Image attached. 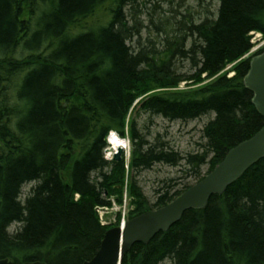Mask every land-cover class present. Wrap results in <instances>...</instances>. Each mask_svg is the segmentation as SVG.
<instances>
[{"label": "trees", "instance_id": "trees-1", "mask_svg": "<svg viewBox=\"0 0 264 264\" xmlns=\"http://www.w3.org/2000/svg\"><path fill=\"white\" fill-rule=\"evenodd\" d=\"M193 3L0 0V258L82 263L106 228L95 207L122 203L125 180L130 218L171 201L264 125L242 82L264 0ZM228 63L232 75L221 72ZM139 111L151 124L206 116L197 148L139 126ZM110 129L127 131V174L123 159L103 156ZM156 164L180 174L151 202L135 176ZM165 261L264 264V157L204 208L132 244L121 264Z\"/></svg>", "mask_w": 264, "mask_h": 264}, {"label": "water", "instance_id": "water-1", "mask_svg": "<svg viewBox=\"0 0 264 264\" xmlns=\"http://www.w3.org/2000/svg\"><path fill=\"white\" fill-rule=\"evenodd\" d=\"M245 88L252 92L251 103L264 117V49L253 55L243 75ZM122 149L117 148L114 160L121 159ZM264 157V125L250 137L230 147L220 161L201 179L191 184L163 206L146 210L129 218L122 229H106L99 248L80 264H120L123 254L136 242L147 243L157 232L166 231L176 223L183 212L191 208H204L213 194H221L244 171ZM0 264H13L7 257ZM20 264H49L41 260H27Z\"/></svg>", "mask_w": 264, "mask_h": 264}, {"label": "rangeland", "instance_id": "rangeland-1", "mask_svg": "<svg viewBox=\"0 0 264 264\" xmlns=\"http://www.w3.org/2000/svg\"><path fill=\"white\" fill-rule=\"evenodd\" d=\"M184 2L186 5L190 3L194 5L193 0H184ZM148 5H150V3H148ZM162 6L164 5L162 4ZM178 10L180 12H183L184 7H178ZM250 36L253 46L255 48H258L261 45H263L264 43L263 36L254 33L250 34ZM231 66L232 63H228L221 70V72H227L231 74L232 71L229 72ZM205 77L206 76L203 77L204 79H202L201 81L195 84L192 83L191 86L206 84L212 78V76L207 78ZM185 86L182 83H179L176 88L184 89ZM156 91H161V90L157 89ZM143 97H145V95ZM143 97L141 96L139 97V99ZM130 116L132 115H129L127 119H129ZM149 118L150 116L147 113H144L143 111H139L138 113H136V119L139 126L145 124L147 127H150L152 132H160L161 134L164 133V138L169 140L171 145H173L176 149L181 151L197 148L196 142L201 139V128L204 122L207 120L206 116H202L200 118L190 120L188 122H184L180 120L169 121L167 119L162 118L161 116H153L152 117L153 123L151 124L149 123L150 122ZM128 158H129V154L126 152L125 154L126 163L128 162ZM205 169L206 167L203 168V172H205ZM179 174H180L179 168L177 167L167 166L165 164H156L151 169L140 172L139 175L135 176V178L138 184L141 185L145 195L148 197V199L151 202H153L155 200V196L153 195V189L157 186H162L163 185L162 180L166 179L167 177L177 176ZM125 196L127 197V195ZM127 199L128 198H126L125 205H123L122 203L118 204L116 202H113L112 208L110 209L109 212L98 211L97 213L100 220H102V218L104 219V221L106 220L107 222H110L113 219L116 220L120 216L123 209L125 213H127L128 211ZM164 264H168V262L165 261Z\"/></svg>", "mask_w": 264, "mask_h": 264}, {"label": "bare ground", "instance_id": "bare-ground-1", "mask_svg": "<svg viewBox=\"0 0 264 264\" xmlns=\"http://www.w3.org/2000/svg\"><path fill=\"white\" fill-rule=\"evenodd\" d=\"M174 5L176 6V5H177V2H175ZM202 75H205V73L202 74ZM180 83H182L183 85H185V84H186V80H182V81H180ZM160 90H161V89H160ZM162 90H163V89H162ZM127 124H128V119H126L125 129L127 128ZM111 130H112V129H110V130L108 131V133H109ZM110 143H111V145H113L114 147H122V148L126 147V143L124 142V140H122V139H120L119 137H116V136H112V137H110Z\"/></svg>", "mask_w": 264, "mask_h": 264}, {"label": "built area", "instance_id": "built-area-1", "mask_svg": "<svg viewBox=\"0 0 264 264\" xmlns=\"http://www.w3.org/2000/svg\"><path fill=\"white\" fill-rule=\"evenodd\" d=\"M105 151H106V156L110 157L111 156V152L108 149H106Z\"/></svg>", "mask_w": 264, "mask_h": 264}]
</instances>
